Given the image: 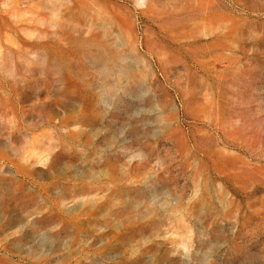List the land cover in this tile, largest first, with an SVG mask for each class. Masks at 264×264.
I'll return each instance as SVG.
<instances>
[{
  "label": "rangeland",
  "instance_id": "obj_1",
  "mask_svg": "<svg viewBox=\"0 0 264 264\" xmlns=\"http://www.w3.org/2000/svg\"><path fill=\"white\" fill-rule=\"evenodd\" d=\"M0 264H264V0H0Z\"/></svg>",
  "mask_w": 264,
  "mask_h": 264
}]
</instances>
